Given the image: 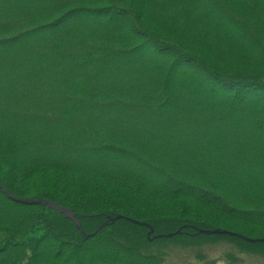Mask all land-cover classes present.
Listing matches in <instances>:
<instances>
[{"label": "trees", "instance_id": "16d2710c", "mask_svg": "<svg viewBox=\"0 0 264 264\" xmlns=\"http://www.w3.org/2000/svg\"><path fill=\"white\" fill-rule=\"evenodd\" d=\"M0 183L82 226L0 187V264L264 253V0H0Z\"/></svg>", "mask_w": 264, "mask_h": 264}, {"label": "rangeland", "instance_id": "374dc122", "mask_svg": "<svg viewBox=\"0 0 264 264\" xmlns=\"http://www.w3.org/2000/svg\"><path fill=\"white\" fill-rule=\"evenodd\" d=\"M110 223L113 222L109 221ZM160 240L162 241L161 238H155L151 247L160 256L162 264H264V253L242 249L241 246L222 239H209L195 247L178 243L160 246L157 243Z\"/></svg>", "mask_w": 264, "mask_h": 264}, {"label": "water", "instance_id": "95a60500", "mask_svg": "<svg viewBox=\"0 0 264 264\" xmlns=\"http://www.w3.org/2000/svg\"><path fill=\"white\" fill-rule=\"evenodd\" d=\"M0 187L4 188L6 190V192L8 193V196L18 202H23V203H33V204H42L44 206H48L50 209L61 212L62 214H64L66 216V218H68L69 220H71L78 229H82L81 223L79 222V220L77 219V217L75 216L74 212L69 209V208H65L55 202H47L45 200H39V199H33V198H20L17 197L15 195H13L4 185H2L0 183ZM121 216H118L116 218H113L111 221L115 222L116 220L120 219ZM133 222H135L136 224H140L143 226H148L150 228V232L148 234V237L151 238V236L154 233V229L152 227H150L149 225L145 224V223H140L137 220H132ZM109 224V221L104 222L103 224H101V226L98 228V230L92 234H89V237H93L95 236L104 226H107ZM200 233H204L207 235H237L231 231H227V230H220V229H216V230H200ZM181 230H178L175 233H170L167 235H156L153 238H163V237H173L174 235L180 234ZM240 238H242L243 240L247 241V242H251V243H256V242H264V239H254V238H249L247 236H242V235H237Z\"/></svg>", "mask_w": 264, "mask_h": 264}]
</instances>
